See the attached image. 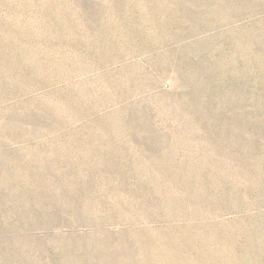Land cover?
<instances>
[{
    "label": "rangeland",
    "instance_id": "1",
    "mask_svg": "<svg viewBox=\"0 0 264 264\" xmlns=\"http://www.w3.org/2000/svg\"><path fill=\"white\" fill-rule=\"evenodd\" d=\"M0 264H264V0H0Z\"/></svg>",
    "mask_w": 264,
    "mask_h": 264
}]
</instances>
